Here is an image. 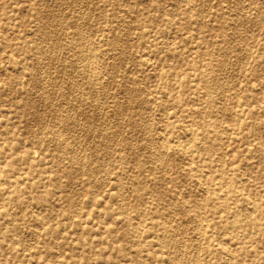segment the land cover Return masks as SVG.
<instances>
[{"label": "rangeland", "instance_id": "obj_1", "mask_svg": "<svg viewBox=\"0 0 264 264\" xmlns=\"http://www.w3.org/2000/svg\"><path fill=\"white\" fill-rule=\"evenodd\" d=\"M0 264H264V0H0Z\"/></svg>", "mask_w": 264, "mask_h": 264}]
</instances>
